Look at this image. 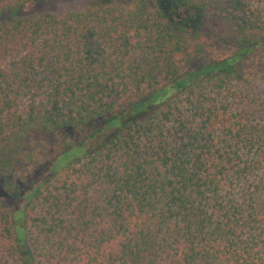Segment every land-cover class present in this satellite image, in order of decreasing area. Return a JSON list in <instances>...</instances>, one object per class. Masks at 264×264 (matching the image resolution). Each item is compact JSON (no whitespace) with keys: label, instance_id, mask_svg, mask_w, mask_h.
Returning a JSON list of instances; mask_svg holds the SVG:
<instances>
[{"label":"trees","instance_id":"1","mask_svg":"<svg viewBox=\"0 0 264 264\" xmlns=\"http://www.w3.org/2000/svg\"><path fill=\"white\" fill-rule=\"evenodd\" d=\"M31 1L0 0V264H264V69L240 73L235 57L36 191L18 247L4 191L199 75L184 71L205 45L154 0L17 14ZM172 1L208 15L210 37L264 48V0Z\"/></svg>","mask_w":264,"mask_h":264},{"label":"rangeland","instance_id":"2","mask_svg":"<svg viewBox=\"0 0 264 264\" xmlns=\"http://www.w3.org/2000/svg\"><path fill=\"white\" fill-rule=\"evenodd\" d=\"M91 1L32 0L19 9L17 14L26 12L60 13L64 10L82 8ZM154 2L172 21L183 23L191 32L204 37V51L184 72L202 71L199 72V75L188 74L183 78L172 80L165 87L151 91L149 95L145 96L147 99L144 98V101H139L132 106L124 108L117 113L111 122L103 125L96 133L85 137L81 142L75 143L72 147L56 155L48 163L37 165L35 175L32 179L21 182L12 191H4V203L11 216L14 239L19 248L24 247L25 242L24 210L26 204L33 198L36 191L42 189L47 182L69 163L92 153L119 132L123 125L141 118L147 112L155 109L167 99L171 98L174 94L182 91L187 85L194 83L198 78L203 77L208 72L213 73L223 69L230 62L228 58H236L233 67L240 73L252 74L263 71L264 62L262 60L264 59V48H254V42L239 44L228 37H210L208 31L210 25H212V21L208 15L200 11H186L184 6L176 5L172 0H154ZM253 91L258 97L264 99V78L256 81ZM93 128H86L84 134H89Z\"/></svg>","mask_w":264,"mask_h":264}]
</instances>
